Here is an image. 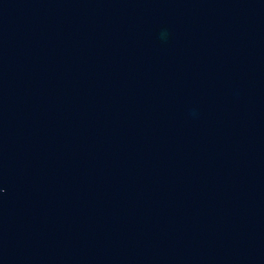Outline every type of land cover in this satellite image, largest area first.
<instances>
[{
    "label": "water",
    "instance_id": "95a60500",
    "mask_svg": "<svg viewBox=\"0 0 264 264\" xmlns=\"http://www.w3.org/2000/svg\"><path fill=\"white\" fill-rule=\"evenodd\" d=\"M0 264H264V0H0Z\"/></svg>",
    "mask_w": 264,
    "mask_h": 264
}]
</instances>
